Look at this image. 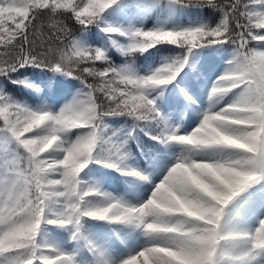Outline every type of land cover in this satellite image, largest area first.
<instances>
[{
  "label": "snow or ice",
  "instance_id": "obj_1",
  "mask_svg": "<svg viewBox=\"0 0 264 264\" xmlns=\"http://www.w3.org/2000/svg\"><path fill=\"white\" fill-rule=\"evenodd\" d=\"M116 2L117 0H70L68 4H61L59 0H0V48H3L0 52V75H7L25 66H35L78 79L84 88L82 98L74 99L54 114L43 110H31L10 103L4 96H0V119L3 121L0 124V234H7L10 229L18 226L22 217L28 213L38 214L41 224L53 221L51 224L75 225L82 216H89L114 222H135L145 230V225L150 220L149 216H145L141 223L138 216L116 215L106 211L107 205L115 204L129 212L137 211L142 207L146 210L159 211L160 206L183 210L185 201L195 203L205 198L208 189L212 187L209 182L219 179L211 168H202L199 172H193L186 166L171 167L163 179L156 184L150 198L143 204L126 206L115 201L113 197L105 195L104 203L93 210L85 201L97 193L80 187L78 175L85 167L76 160V157L87 149L90 152L88 162L98 141L109 150L111 156L119 158L121 146L114 143L111 137L105 139L104 118L126 115L136 121L156 120L160 113L154 99L146 94L145 89L154 85L168 84L167 82L152 83L155 79L154 73L165 67L174 68L175 72L179 73L187 62V54L194 48L224 44L234 46L233 57L228 62L229 67L213 82L211 90L226 89L227 93L234 90L241 92L245 89L264 90V73L258 69L260 61L264 59V49L258 50L250 46L254 41H264L261 39L264 37V0H248V2L224 0L223 3H218V0H170L171 3L218 9L221 19L215 27L147 31L135 29L128 32L112 26L103 28L102 31L106 33L127 35L132 41L129 45L130 50H142L138 49L136 44V41L142 38H155L154 46L165 42L186 49L183 56L164 64L147 76H135L127 69H117L110 65L96 68L93 66L96 62L105 63L104 52L101 49L81 46L67 28H61L60 32L54 35L55 39L64 36V40L60 41L64 45L62 48L37 51L34 40L29 37L30 26L38 14H43V10L51 14L53 27L59 23L56 17L71 13L80 28L87 29L89 25L98 23L102 14ZM82 64L85 65L82 72L97 78L99 84H90L76 74L81 70ZM237 64H246L247 70H238L235 67ZM177 75L175 74L174 78ZM97 92L107 101V108L97 103L95 95ZM87 112L92 113L91 118L84 122L83 127H76L74 117L82 116ZM42 113H47L48 118L36 126ZM225 114H228V110H225ZM210 119L205 112L195 131L178 135L172 130L162 139L177 142V137L205 132L212 126ZM239 127L245 132L258 134L264 129V119L258 116L256 120ZM73 129L88 131L80 135L75 142L64 147L60 159H52L45 155L58 144L60 139L43 154H41L42 147L34 146L37 138L61 137V134ZM65 153L68 154L67 158ZM252 159L255 161L253 170L257 173L256 178L241 187L224 206L216 207L217 218L223 216L225 207L241 192L257 179H264V152ZM175 164L180 165L179 158ZM105 166L115 167V164L108 162ZM52 173L55 175H50ZM127 174L139 175L134 171ZM41 175L50 183H40ZM42 193H52L51 200L59 201V211L52 218L46 216L51 205L49 199H46ZM161 214L165 213L161 211ZM193 226L201 227L202 222L195 221ZM262 234H264V220L259 221L258 226L249 233L234 232L232 235L243 240L250 246L249 251H252L264 250L259 246ZM157 243L158 241L152 240V246L128 256L121 264H151L152 257L158 254L155 247ZM167 247L172 250V246ZM18 252L19 250L0 253V264H7L8 257L17 255ZM141 257L142 262L139 259ZM24 259L30 260V264H72L68 255L50 246H33L31 255ZM192 260V255L183 249H174V255L166 257L167 264H192Z\"/></svg>",
  "mask_w": 264,
  "mask_h": 264
},
{
  "label": "rangeland",
  "instance_id": "obj_2",
  "mask_svg": "<svg viewBox=\"0 0 264 264\" xmlns=\"http://www.w3.org/2000/svg\"><path fill=\"white\" fill-rule=\"evenodd\" d=\"M125 1L130 9H119L117 2ZM117 2L111 7H114L118 14L108 25L125 32L135 29L181 30L201 27L199 24L202 22H215L218 18L217 14L202 8L171 3L170 0H117ZM117 35L111 33L109 36H103L97 28H92L80 32L74 39L83 47L95 49L96 43L110 42L125 56L141 52L130 50L129 45L132 41L127 35ZM163 43L165 42L158 44ZM158 44L146 51L154 49ZM252 47L258 50L264 49V41H254ZM220 48V45H210L191 52L184 67L170 83L145 89L146 94L154 99L160 113L157 119L162 124L163 137L172 130L178 135L191 133L198 127L206 111H219L229 105L239 93V90H234L223 98L212 100L209 98L213 82L229 67L228 62L231 60L229 55L221 54ZM156 53L159 54L155 58L147 57L139 63L135 60L134 68L126 63L119 69H127L135 76H147L164 64L183 56V51L179 55H174L157 49ZM30 92L38 98L47 96V101L42 104L41 110L53 114L74 99L82 98L83 93L78 82L73 86H67L60 74L57 75L54 83L48 85L46 91L31 86ZM216 99H219V103H215ZM128 132V129L122 126L110 136L114 143L121 146L119 158L113 157L112 163L115 167L102 168L98 193L103 197L111 196L115 201L126 206H139L150 198L156 184L180 158L184 146L175 141L161 139L151 151L155 170L150 169L151 175L148 173L145 175L136 166L138 160L123 153ZM75 140L73 139V142ZM219 154L218 150L206 149L198 159H212ZM133 171L139 175L127 174ZM117 184L123 189L119 196L115 193ZM261 220H264V190L252 194L249 188L225 207L222 216V223L235 233H249ZM63 230L66 236L60 239L56 250L68 255L72 264H105V262L121 264L128 256L152 246V240L135 222L122 223L96 219L92 229L84 236L80 234V229L73 225L66 224ZM249 247L243 243L234 250L233 255L242 257L240 260L223 261L226 264H264V250L249 251ZM139 259L142 262L143 258Z\"/></svg>",
  "mask_w": 264,
  "mask_h": 264
},
{
  "label": "clouds",
  "instance_id": "obj_3",
  "mask_svg": "<svg viewBox=\"0 0 264 264\" xmlns=\"http://www.w3.org/2000/svg\"><path fill=\"white\" fill-rule=\"evenodd\" d=\"M59 2L68 4L70 0H59ZM153 39L155 38H142L136 41L138 49H142L139 51L143 52L154 46ZM235 67L241 71L247 70L246 64H237ZM258 69L264 73V59L260 61ZM175 74L178 73L174 68H162L154 73L155 79L152 83H170ZM226 94V89L210 90L209 98L210 100L223 98ZM215 103H219V99H216ZM225 110H228V114H225ZM206 113L211 118L212 126L196 135L177 137V142L184 148L179 158L180 165L172 166L173 168L186 166L193 172H199L202 168H211L219 179L209 182L212 187L208 189L205 198L195 203L185 201L183 210L160 206L159 211L146 210L142 207L137 211L129 212L115 204L107 205L105 209L116 215L138 216L141 223L145 216L150 217L144 232L151 240L158 241L155 245L158 254L152 257L151 264H167L166 257L174 255V249L189 252L193 257L192 264H221V261L225 259L240 257L234 256L233 252L245 242L232 235L234 232L226 228L222 223V217L217 218L216 207L224 206L241 187L257 176L253 170L255 161L252 158L264 152V129L254 134L245 132L239 126L256 120L258 116L264 119V90L245 89L239 92L229 105L219 111H206ZM91 116L92 113L87 112L82 116L74 117L75 126L83 127L84 122ZM47 118V113L40 114L36 126ZM221 129L225 131H220ZM59 139V136H53L50 139L37 138L34 146L42 147L41 154H43ZM206 149L218 150L220 154L212 159H198ZM64 155L67 158L68 154ZM89 155L90 152L86 149L76 157V160L86 167ZM39 182L50 183L43 175L39 178ZM42 194L49 199L50 205L55 203L51 200L52 193ZM89 207L94 210L97 205H89ZM51 210L50 207L49 211ZM161 211L165 214H161ZM195 221H201L202 226H193ZM40 230V216L28 213L22 217L18 226L10 229L7 234H0V253L19 250L17 255L8 257L7 264H30V260L24 257L31 255L33 246H43L37 240ZM167 246H172V250ZM259 246L264 248V234L261 236Z\"/></svg>",
  "mask_w": 264,
  "mask_h": 264
},
{
  "label": "trees",
  "instance_id": "obj_4",
  "mask_svg": "<svg viewBox=\"0 0 264 264\" xmlns=\"http://www.w3.org/2000/svg\"><path fill=\"white\" fill-rule=\"evenodd\" d=\"M224 0H218V3H223ZM242 2H248V0H242ZM179 4V3H178ZM118 8L130 9V6L125 2H117ZM185 5V4H180ZM191 7L202 8L205 11L214 13L218 15V18L215 22L205 21L202 22L201 27H215L220 19L221 13L218 9H214L208 6H193L186 5ZM118 14V11L114 7L108 8L103 14L98 23L89 25L87 29H81L80 25L76 23L71 13H65L55 19L59 21L55 27H53L52 20L50 19V13L47 10H43V14H38L37 18L33 21L29 29V37L34 40L35 48L37 51L47 50L48 48L56 49L62 48L64 45L60 42L64 40V36L61 35L60 39H55L54 35L60 32L61 28H67L69 32L73 34V38L76 37L80 32L92 28H97L103 36H109L111 33H106L102 31L103 28L108 27L109 23L113 22L115 16ZM243 22V21H241ZM235 22L233 21V27ZM118 36L117 34H114ZM71 39V37H68ZM95 44V43H94ZM96 49H101L105 54V63L96 62V68H103L106 66H112L117 69L122 67L124 64H129L133 67V63L136 60L138 63L142 62L145 58H155L159 53H156V50L159 49L165 52H171L174 55H179L183 51L185 54L186 49L178 48L174 45L163 43L158 44L154 49L146 52H136L127 54L125 56L119 53L116 50V47L111 45L110 42L105 43H96ZM252 46V45H250ZM221 54L229 55L230 59L233 57L234 46L231 44L220 45ZM199 48H194L191 52ZM3 51V48H0V52ZM190 52V53H191ZM187 56H189V54ZM85 65H81V70L76 74L86 79L88 83L97 85L99 80L97 78L88 76L86 73L82 72V68ZM134 68V67H133ZM60 74L63 76V81L67 86H73L76 82L79 83L81 91H84L83 85L78 79H75L71 76L64 75L61 72H53L47 68L35 67V66H25L19 68L17 71L9 73L7 75H0V96H4L10 103L19 104L23 107H30L32 110H41L42 104H45L47 101V96L38 98L32 92H30L31 86L37 87L38 89H45L51 83L57 79V75ZM48 95V94H47ZM97 103L102 104L104 108L108 107L107 101L104 100V97L101 93L97 92L96 94ZM2 119H0V124H2ZM105 128V139L114 135L117 130L124 126L128 129V136L125 138V149L123 153L127 155L134 156L138 158V168L144 173L151 174L150 169L153 171V162H152V149L153 147L160 142L163 138L161 123L158 119L149 120V121H136L134 118L119 115V116H107L104 118ZM87 129H73L68 130L65 133L61 134L60 140L53 149L49 150L45 155L52 159L62 158L63 151L62 149L68 144L73 142V139H77L81 134L83 135L87 132ZM27 135V134H26ZM21 152L23 150H20ZM113 156L110 155L109 150L100 142H97V146L93 151L92 156L90 157L87 165L78 175V179L81 184L80 187L84 189L94 190L97 194L90 196L86 199L85 203L87 205H97L103 204V196L98 194V184L101 176L102 168H106V163L112 162ZM52 176L55 173L50 174ZM249 191L252 194H256L259 191L264 190V179H257L249 187ZM116 193L120 194L122 188L120 186L116 187ZM51 211L46 213L48 218L59 211V201L51 205ZM96 218L89 216H82L79 222L75 225L69 224L70 226H76L80 229V234L83 236L87 231L92 229L94 221ZM65 225L41 224V230L38 234L37 240L42 243L43 246H50L53 249H57L58 243L61 238H65L66 233L63 230ZM235 254V252L233 253ZM221 264H226V262L221 261Z\"/></svg>",
  "mask_w": 264,
  "mask_h": 264
}]
</instances>
